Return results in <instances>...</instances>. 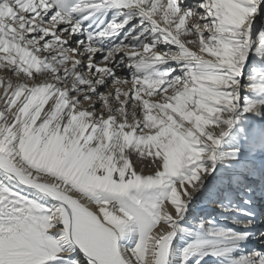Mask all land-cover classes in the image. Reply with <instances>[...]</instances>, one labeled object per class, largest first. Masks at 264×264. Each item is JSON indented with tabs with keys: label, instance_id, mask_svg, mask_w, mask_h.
Wrapping results in <instances>:
<instances>
[{
	"label": "snow or ice",
	"instance_id": "obj_1",
	"mask_svg": "<svg viewBox=\"0 0 264 264\" xmlns=\"http://www.w3.org/2000/svg\"><path fill=\"white\" fill-rule=\"evenodd\" d=\"M264 0H0V264H264Z\"/></svg>",
	"mask_w": 264,
	"mask_h": 264
},
{
	"label": "rangeland",
	"instance_id": "obj_2",
	"mask_svg": "<svg viewBox=\"0 0 264 264\" xmlns=\"http://www.w3.org/2000/svg\"><path fill=\"white\" fill-rule=\"evenodd\" d=\"M258 245H259V244H257L256 246H257L258 248H261V247H259V246H262V245H259V246H258Z\"/></svg>",
	"mask_w": 264,
	"mask_h": 264
},
{
	"label": "bare ground",
	"instance_id": "obj_3",
	"mask_svg": "<svg viewBox=\"0 0 264 264\" xmlns=\"http://www.w3.org/2000/svg\"><path fill=\"white\" fill-rule=\"evenodd\" d=\"M259 246V245H258ZM259 247H264V245H262V246H259Z\"/></svg>",
	"mask_w": 264,
	"mask_h": 264
}]
</instances>
